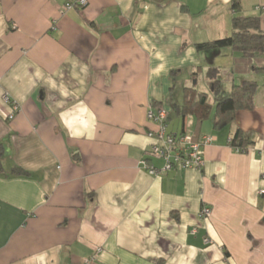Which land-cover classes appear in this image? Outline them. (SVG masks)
<instances>
[{"label": "crops", "instance_id": "1", "mask_svg": "<svg viewBox=\"0 0 264 264\" xmlns=\"http://www.w3.org/2000/svg\"><path fill=\"white\" fill-rule=\"evenodd\" d=\"M71 1L0 0V264H83L98 247L96 264H264V75L230 47L195 48L231 35L232 0H86L64 10ZM239 4L264 30V0ZM209 67L226 90L258 83L253 107L221 128ZM188 69L202 89L193 86L194 106L181 114L184 77L170 96ZM4 93L20 107L11 120ZM200 93L212 104L203 120ZM157 105L169 131L211 138L200 170L141 167L163 164L146 155V112ZM237 128L253 134L246 152L229 144Z\"/></svg>", "mask_w": 264, "mask_h": 264}, {"label": "trees", "instance_id": "2", "mask_svg": "<svg viewBox=\"0 0 264 264\" xmlns=\"http://www.w3.org/2000/svg\"><path fill=\"white\" fill-rule=\"evenodd\" d=\"M231 7L237 13L232 18L233 32L231 35L211 42L197 43L195 44V48L198 51H205L230 47L244 61L243 66L245 68L264 75V30L261 26V19L258 16L238 14L240 9L239 0H232ZM206 77L209 80L212 104L216 112L214 120L215 128H221L230 124L234 120L237 110L251 109L253 107V97L258 88L256 81L244 80L239 84H233L229 90H226L221 83L219 68L209 67L206 70ZM188 89L190 93H186L183 104L179 106L182 110L181 114L189 111L194 106V103L191 102V92H193L194 87L191 86ZM196 104L204 105V110L200 115V120H203L209 111L208 105L212 104L206 101V96L203 93L199 94V100ZM193 135L196 139L198 138V135L195 133ZM229 144L239 152H246L247 148L253 144V134L237 128ZM2 155L3 145L0 144V158ZM73 157L77 162L80 160L78 154H74ZM12 173L18 175L28 174V172L17 167L12 170Z\"/></svg>", "mask_w": 264, "mask_h": 264}, {"label": "built area", "instance_id": "3", "mask_svg": "<svg viewBox=\"0 0 264 264\" xmlns=\"http://www.w3.org/2000/svg\"><path fill=\"white\" fill-rule=\"evenodd\" d=\"M86 3V0H73L64 5V10L79 9L85 6ZM2 100L9 106L6 118L9 120L13 119L20 110L18 103L12 100L7 93L2 95ZM146 118L153 124L152 128L146 130V135L150 139L146 155L150 158L161 159L163 164L160 167H155L148 163L146 159H142L140 164L143 169L151 175H159L175 168L200 170L203 167L202 146L211 141L208 135H202L196 139L192 133H187L186 131H169L167 111L163 105L149 106ZM210 214L211 209L209 206L203 205L200 208V218H208ZM205 241L207 242L208 240L205 239ZM100 251V247L96 248L90 256L83 260V264H96L97 254Z\"/></svg>", "mask_w": 264, "mask_h": 264}, {"label": "rangeland", "instance_id": "4", "mask_svg": "<svg viewBox=\"0 0 264 264\" xmlns=\"http://www.w3.org/2000/svg\"><path fill=\"white\" fill-rule=\"evenodd\" d=\"M195 73L196 72L190 73V70L188 69V70H185L180 77H178L177 81L175 82L177 84V92H175V95L170 96V100L171 101H175V97H177L178 92L180 91V89L182 87V83L184 82V78L186 79V81L188 82L190 87L194 86L197 90L202 89V84L201 83H197V82L195 83V81H196ZM203 74L205 75V72ZM198 75L200 77H202V72H199ZM206 93L209 96V98H211V96L209 94L210 92L206 90ZM171 118L174 119V114H172Z\"/></svg>", "mask_w": 264, "mask_h": 264}]
</instances>
